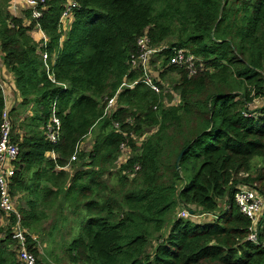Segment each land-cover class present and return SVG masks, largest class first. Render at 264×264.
Returning <instances> with one entry per match:
<instances>
[{
  "label": "trees",
  "instance_id": "trees-1",
  "mask_svg": "<svg viewBox=\"0 0 264 264\" xmlns=\"http://www.w3.org/2000/svg\"><path fill=\"white\" fill-rule=\"evenodd\" d=\"M9 1L0 0V65L20 98L9 110L18 147L9 187L37 263L264 264V213L252 242L234 201L241 185L264 201V0H45L24 21ZM144 34L179 101L138 83L105 117L107 100L140 76L128 61ZM174 50L195 59L194 73L169 64ZM4 105L0 88V120ZM52 114L56 144L46 136ZM180 208L193 216L178 218ZM61 218L70 242L56 262L41 261L40 245L64 235ZM14 246L0 227V264H20Z\"/></svg>",
  "mask_w": 264,
  "mask_h": 264
},
{
  "label": "built area",
  "instance_id": "built-area-1",
  "mask_svg": "<svg viewBox=\"0 0 264 264\" xmlns=\"http://www.w3.org/2000/svg\"><path fill=\"white\" fill-rule=\"evenodd\" d=\"M24 3V11L28 10L31 12V17L33 19H38L40 17V9L45 7V0H22ZM16 3L12 1L10 8L15 11ZM76 7V3L69 1L65 5L64 10L61 14L59 23L63 30L67 29V23L71 16L72 9ZM38 32L40 40L45 44L47 42L46 36L39 30L37 26L35 29ZM138 51L129 57V68L131 71H140L139 78L132 82L127 83L124 81L116 94L107 100L103 115L105 117L109 116L115 110V99L119 91L123 88H132L135 84H143L154 93H160V85L162 83L159 80L158 71L151 69L152 57L160 52V48H152L149 46V40L144 34L137 39ZM42 59L45 63L47 60V54L41 53ZM194 61L195 59L191 55H186L184 50H174L173 56L169 60L170 65H177L186 67L190 73H194ZM0 88L4 95V109L0 120V219L2 220L3 227L10 228V234L12 240L15 242L14 250L16 253V258L20 264H38L36 256L29 250L26 244V236L28 235L26 229L21 226L20 217L16 212L14 200L10 195V179L14 175L15 162L18 157V147L15 143L11 141V121L9 117V107L7 105L6 92L4 91V85L0 83ZM170 94H173L171 92ZM117 128V124L114 125ZM59 119L52 114V117L47 125L46 136L49 142L56 144L59 137ZM81 147H79L80 149ZM127 153V155L125 154ZM53 157V153H51ZM129 155V150L121 146V154L119 156L118 164L120 163L121 156L123 161L121 164L125 163ZM75 160V156L70 159V162ZM119 164V165H121ZM65 169V168H64ZM67 169V168H66ZM234 201L238 207L240 213L249 219L251 223L248 239L250 241H255L257 224L259 223L264 210V201L259 197L256 192L251 188L244 185L238 186L235 191ZM181 214L177 215L178 218H189L193 215L189 212L188 208H182ZM11 217H13V222ZM207 217L206 215H197L196 219H201ZM208 218V217H207ZM202 221V220H200ZM32 240H36L35 236H30Z\"/></svg>",
  "mask_w": 264,
  "mask_h": 264
},
{
  "label": "rangeland",
  "instance_id": "rangeland-1",
  "mask_svg": "<svg viewBox=\"0 0 264 264\" xmlns=\"http://www.w3.org/2000/svg\"><path fill=\"white\" fill-rule=\"evenodd\" d=\"M156 57V55H154L153 57H152V62L154 63V64H151V69L153 70V72L154 71H158L159 70V68L161 67V64H162V59H156L155 58ZM163 88H164V94H168V93H171V92H173L172 90H171V87H169V86H167V84H165L164 82H163ZM6 91H7V89H6ZM170 95H172V101H171V103L172 104H177L178 103V101H179V98H178V96L177 95H175L174 94V92H173V94H170ZM257 103V102H256ZM255 103V104H256ZM91 137H87L83 142H82V144L80 145V147L82 148V149H88L89 147H90V143H91V139H90ZM125 154L127 155V153L125 152ZM123 161V157L121 156V158H120V163L119 164H121V162ZM257 161V160H256ZM181 208L180 209H177V211L175 212V215L177 216L178 214L180 215L181 214ZM69 219V218H68ZM67 219V220H68ZM197 220V219H196ZM200 220H202L201 221V223L202 224H205V223H208L209 222V219L207 218V217H203V218H201V219H198L197 221H199L200 222ZM50 221L48 220L47 222H45L43 225H48V223H49ZM46 227V226H45ZM57 228H58V230L60 231V230H62L63 229V236H60L59 238H57V237H54L55 239H53L54 241L53 242H47L46 241V236H47V234H44L43 235V239H45V241H46V243H42L41 245H40V249H39V252H40V259H41V261L43 260V259H46V260H48V261H50V262H52V263H54V261L56 260V259H54V258H59V257H61L62 255H61V253H62V250H63V244L64 243H66V242H68L70 239H71V235H67L66 234V220H64L63 218H61L60 220H58V223H57ZM52 232H54L53 230H52ZM75 236V235H74ZM70 242V241H69ZM67 244V243H66ZM58 261V260H57ZM56 262V261H55ZM58 264V263H57Z\"/></svg>",
  "mask_w": 264,
  "mask_h": 264
},
{
  "label": "crops",
  "instance_id": "crops-1",
  "mask_svg": "<svg viewBox=\"0 0 264 264\" xmlns=\"http://www.w3.org/2000/svg\"><path fill=\"white\" fill-rule=\"evenodd\" d=\"M15 2L16 3V10L13 11L11 8H10V5L11 3ZM24 3L22 0H10L8 2V11L10 12V14L14 17H17V18H22L23 21L25 20V18H23V11H24ZM65 31V30H64ZM34 36L36 38H39V35H38V32L35 31L34 33ZM0 83H2L4 85V91L6 92V98H7V105L9 107V109H11L12 107L16 106V104H18L20 102V98L18 96V94L16 93V91L14 90L13 88V77L12 75L3 67L0 65ZM7 89V91H6ZM49 155V154H48ZM50 156H52L50 154ZM20 197V196H19ZM14 200V203L16 202V198H13ZM22 205L23 206V202L17 203V205ZM16 205V203H15ZM201 223V221H200ZM0 227H3V224H2V220L0 219Z\"/></svg>",
  "mask_w": 264,
  "mask_h": 264
},
{
  "label": "water",
  "instance_id": "water-1",
  "mask_svg": "<svg viewBox=\"0 0 264 264\" xmlns=\"http://www.w3.org/2000/svg\"><path fill=\"white\" fill-rule=\"evenodd\" d=\"M181 156H182V154H180L179 156H178V158H177V160H176V168L178 169L179 168V163H180V158H181ZM191 215H193L192 213H191ZM258 229H257V232H256V234H257V237H258ZM258 239V238H257Z\"/></svg>",
  "mask_w": 264,
  "mask_h": 264
}]
</instances>
